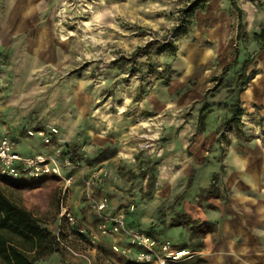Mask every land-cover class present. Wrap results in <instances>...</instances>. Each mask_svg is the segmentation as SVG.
I'll return each mask as SVG.
<instances>
[{
  "label": "rangeland",
  "instance_id": "374dc122",
  "mask_svg": "<svg viewBox=\"0 0 264 264\" xmlns=\"http://www.w3.org/2000/svg\"><path fill=\"white\" fill-rule=\"evenodd\" d=\"M197 1L55 0L52 33L57 47L68 50V66L46 73L44 81L51 90L47 104L57 118L55 125L66 114L76 123L70 134L66 122L60 127L63 134L53 138L47 153L60 147L61 156L76 166L63 169L72 184L61 198L58 177L0 176L2 192L49 230L45 246L0 230L37 264H84L80 254L89 255L83 251L91 243L60 216L61 205L90 232L99 228L97 198L115 199L127 225L162 240L168 238L165 230L177 226L172 223L188 217L185 205L213 208L205 204L211 185H216L217 197L228 199L229 186H218L231 172L237 175L238 162L246 176H256L264 199V43L253 38L264 28V0H210L186 21L182 10ZM233 4L242 10L245 36H238ZM246 61L248 79L238 93ZM78 99L82 104L76 106ZM237 99L243 110L238 128L225 124ZM203 105L205 126L199 130ZM26 123L37 128L40 121L31 115ZM52 125L46 129L54 126L59 133ZM10 132L4 134L12 136ZM23 137H29L27 131L13 139L20 145ZM102 151L110 157L94 161ZM169 155L176 158L170 170L180 171V176L176 182L161 183L159 171ZM206 184L209 187L203 188ZM72 201L85 202L86 215H80ZM187 224L193 255L168 264L198 256L194 251L201 233L191 232L195 223ZM110 251L126 259L112 247ZM102 253L89 255L95 260L88 264H105L98 260L109 254ZM0 264H10L1 253Z\"/></svg>",
  "mask_w": 264,
  "mask_h": 264
},
{
  "label": "crops",
  "instance_id": "0c3cea01",
  "mask_svg": "<svg viewBox=\"0 0 264 264\" xmlns=\"http://www.w3.org/2000/svg\"><path fill=\"white\" fill-rule=\"evenodd\" d=\"M54 7L55 0H0V137L10 128L12 136L8 133L7 135L19 140V133L36 129L48 130L46 128L55 125L54 122L57 121L50 109V103L47 104L51 90L47 87L44 77L54 67L58 69L68 66L65 59L68 50L57 47L59 45L54 42L51 26ZM78 101L80 99L75 100L76 106L82 104ZM48 113L51 114L47 116ZM31 115H36L40 121L37 128H33L34 125L31 123H26ZM68 115L58 118L59 122L55 125L59 130L58 136H62L61 128L65 122L68 134L76 123L74 119L70 120ZM2 120L8 121L9 124ZM34 138L35 136L21 138L18 151L25 153L29 150L28 154L20 152L22 155L49 152L39 137ZM26 139H29V144L25 145L23 141ZM175 163L176 158L170 155L164 159L159 171L161 183L176 182L179 178L180 171L170 170L171 164ZM235 168L237 175L234 176L231 172L229 180L224 178L218 186L221 188L229 186L230 195L227 200L219 197L206 199L205 204L212 205V209L184 206L183 212L193 220L191 223L204 221L212 224L213 228L204 233L200 232V246L194 251L198 256L183 264H264V199L260 197L256 176L254 177L252 173H249L252 178L246 176L240 162L235 164ZM227 172L229 173L230 169ZM207 187L209 184L203 188ZM108 200L109 204L103 213L110 215L118 211V203L115 199ZM77 202L75 204L72 201L71 205L79 208L80 215H86L85 202ZM96 218L100 221V218ZM83 226L85 227L84 224ZM189 228L180 224L165 230L164 234L171 238L172 242L181 241L183 244L185 242L186 245L178 247L190 250L187 245L190 237ZM193 231L194 229L191 230ZM172 233H180V236H172ZM115 241L123 246L128 244L125 235L111 237L108 240L100 239L95 244H89L83 253L94 256L96 253L102 255V252L109 254L107 259L98 260L99 263L103 261L105 264H136L122 257L118 259L116 257L118 255L110 251ZM89 255L80 254L87 260L84 264L90 263L91 259L95 260L93 255L91 257ZM61 264L72 263L65 260Z\"/></svg>",
  "mask_w": 264,
  "mask_h": 264
},
{
  "label": "built area",
  "instance_id": "2783aa9c",
  "mask_svg": "<svg viewBox=\"0 0 264 264\" xmlns=\"http://www.w3.org/2000/svg\"><path fill=\"white\" fill-rule=\"evenodd\" d=\"M58 131L51 127L48 130H28L29 137L38 136L45 146H52V141ZM59 143L62 139H56ZM62 149L57 147L51 153L22 155L18 151V142L8 135L0 137V176L7 179L25 177H43L52 175L62 180L61 198L66 195L72 184V177L64 174V168H76L68 158L62 157ZM109 201L107 198L94 202V208L100 216L98 232H88L81 224L78 225L75 216L65 207L61 206L60 216L64 217L70 227L85 235L91 244L99 238L118 237L125 235L128 238L126 246L115 241L112 249L124 258L136 264H167L180 261L193 255L187 248L176 246L169 239L156 240L142 229L127 225L126 213L121 210L113 215L103 214Z\"/></svg>",
  "mask_w": 264,
  "mask_h": 264
},
{
  "label": "trees",
  "instance_id": "16d2710c",
  "mask_svg": "<svg viewBox=\"0 0 264 264\" xmlns=\"http://www.w3.org/2000/svg\"><path fill=\"white\" fill-rule=\"evenodd\" d=\"M210 0H198L193 6L187 7L182 10L183 16L185 20L188 21L189 17L192 13L197 9H203L205 5ZM235 7V11L237 13V31L238 36L243 35L245 36L244 31V20L242 16V10L233 4ZM253 38L261 43H264V28L258 33L253 34ZM173 45L172 43L169 44V48ZM168 47L166 49H168ZM236 61V58L234 59ZM250 61H246L243 64V72L240 76V87L238 89V93L242 92L245 89V85L247 83V75H245V70L248 66ZM225 70V68L223 69ZM206 107L203 105L198 113V129L203 130L205 126V118H206ZM243 114V110L240 107V101L237 99L234 105L231 108V114L228 120L225 122L227 125L235 126L238 128L240 123V117ZM110 155L107 151L100 152L95 158L94 161L101 162L108 159ZM153 183H150L149 187L152 186ZM205 197L208 199L210 197H217V189L216 185H211V188L205 194ZM189 217H186L182 221H175L172 225H180V224H187L191 222ZM196 222V221H195ZM212 224L204 222V221H197L196 226L194 228L195 233H204L206 230H212ZM0 230H8L11 233L17 234L22 236L23 238L34 242L37 246H45L46 240L49 237V230L42 226L39 220L34 217L28 210L20 207L16 203L12 202L0 189ZM149 235V234H148ZM150 236V235H149ZM57 244V243H56ZM199 245H197L198 247ZM50 249L53 247L49 246ZM0 253L8 260L10 264H37L34 259H31L27 256L25 251L18 248L11 242H9L5 237L0 235Z\"/></svg>",
  "mask_w": 264,
  "mask_h": 264
}]
</instances>
